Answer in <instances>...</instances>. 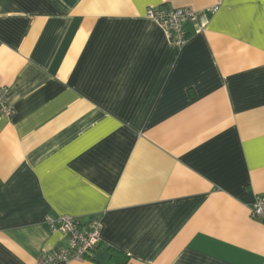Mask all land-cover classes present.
Instances as JSON below:
<instances>
[{
    "label": "crops",
    "instance_id": "0c3cea01",
    "mask_svg": "<svg viewBox=\"0 0 264 264\" xmlns=\"http://www.w3.org/2000/svg\"><path fill=\"white\" fill-rule=\"evenodd\" d=\"M0 86V264L65 247L47 216L101 223L57 264H264V0H0Z\"/></svg>",
    "mask_w": 264,
    "mask_h": 264
},
{
    "label": "built area",
    "instance_id": "2783aa9c",
    "mask_svg": "<svg viewBox=\"0 0 264 264\" xmlns=\"http://www.w3.org/2000/svg\"><path fill=\"white\" fill-rule=\"evenodd\" d=\"M145 17L154 21L164 32L167 40L179 47L187 42L186 25L192 22L194 12L188 7L148 8ZM7 90L0 86V118L8 119L12 110L6 103ZM254 220L264 221V195L257 196L250 207ZM45 223L51 233H59L65 238V247L45 253L37 264H57L73 260H92L101 240V223L91 218L82 223L77 218L58 216L46 217Z\"/></svg>",
    "mask_w": 264,
    "mask_h": 264
},
{
    "label": "trees",
    "instance_id": "16d2710c",
    "mask_svg": "<svg viewBox=\"0 0 264 264\" xmlns=\"http://www.w3.org/2000/svg\"><path fill=\"white\" fill-rule=\"evenodd\" d=\"M119 258V254L118 253H115L113 252L112 255L110 256L111 259H116V258ZM127 262V257H123V259L119 262V264H126Z\"/></svg>",
    "mask_w": 264,
    "mask_h": 264
}]
</instances>
